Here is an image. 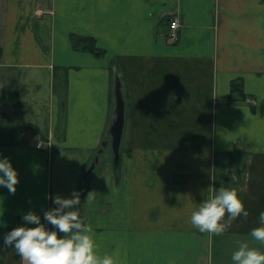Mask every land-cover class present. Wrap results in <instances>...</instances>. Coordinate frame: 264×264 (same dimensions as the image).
Here are the masks:
<instances>
[{"label":"crops","instance_id":"obj_1","mask_svg":"<svg viewBox=\"0 0 264 264\" xmlns=\"http://www.w3.org/2000/svg\"><path fill=\"white\" fill-rule=\"evenodd\" d=\"M78 35L104 53L75 48ZM116 90L117 160L102 145ZM0 152L19 176L0 186V234L77 189L119 264H234L237 239L264 249L250 235L264 210V0H0ZM220 186L248 215L201 232L192 210ZM0 264L28 261L0 237Z\"/></svg>","mask_w":264,"mask_h":264},{"label":"clouds","instance_id":"obj_2","mask_svg":"<svg viewBox=\"0 0 264 264\" xmlns=\"http://www.w3.org/2000/svg\"><path fill=\"white\" fill-rule=\"evenodd\" d=\"M18 181L17 168L0 152V186L15 192ZM47 196L54 206L44 210L43 218L35 210L23 212L24 223L0 234L3 243L13 246L28 264H119L116 256L98 251L93 228L81 211L80 190ZM91 198L90 192L87 201ZM226 213L235 219L241 214L246 217L248 209L235 187L220 186L192 210L191 223L201 232L220 233ZM259 221L250 235L264 242V210L259 212ZM4 223L0 220V225ZM236 244L231 256L234 264H264V249L252 246L247 239H237Z\"/></svg>","mask_w":264,"mask_h":264},{"label":"water","instance_id":"obj_3","mask_svg":"<svg viewBox=\"0 0 264 264\" xmlns=\"http://www.w3.org/2000/svg\"><path fill=\"white\" fill-rule=\"evenodd\" d=\"M123 100L122 96L119 90H116V107H115V117L113 119V122L111 124L109 135L107 136V140L102 144L103 147L107 145L108 142H110L111 151L113 154V157L115 160L118 158L119 154V145L121 141L122 131H123V124H124V111H123ZM102 153V150L99 151V154ZM99 157L97 156L94 161L89 166L87 172L85 173V176L88 175L93 168L95 167V164L99 161Z\"/></svg>","mask_w":264,"mask_h":264},{"label":"trees","instance_id":"obj_4","mask_svg":"<svg viewBox=\"0 0 264 264\" xmlns=\"http://www.w3.org/2000/svg\"><path fill=\"white\" fill-rule=\"evenodd\" d=\"M72 44L75 48L88 50V51L93 52L96 55H102L104 53V50L102 48H100L99 46H97L95 39L93 37H90V36H80V35L73 36L72 37ZM230 93H231V95L238 94L239 96L244 97L243 91L241 88V84L239 82H232L231 83ZM16 114H17V116H19V112H17Z\"/></svg>","mask_w":264,"mask_h":264},{"label":"built area","instance_id":"obj_5","mask_svg":"<svg viewBox=\"0 0 264 264\" xmlns=\"http://www.w3.org/2000/svg\"><path fill=\"white\" fill-rule=\"evenodd\" d=\"M179 28H180V24H179V19L177 18V16L173 17L172 19H170L168 21L166 34L170 40H176L177 39ZM245 100L249 101V98H246ZM40 146H41V144H39V143L36 144V147L39 148Z\"/></svg>","mask_w":264,"mask_h":264},{"label":"rangeland","instance_id":"obj_6","mask_svg":"<svg viewBox=\"0 0 264 264\" xmlns=\"http://www.w3.org/2000/svg\"><path fill=\"white\" fill-rule=\"evenodd\" d=\"M227 174H228V173H225V174H224V177H225Z\"/></svg>","mask_w":264,"mask_h":264}]
</instances>
